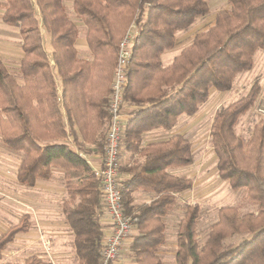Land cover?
<instances>
[{"label": "trees", "instance_id": "trees-1", "mask_svg": "<svg viewBox=\"0 0 264 264\" xmlns=\"http://www.w3.org/2000/svg\"><path fill=\"white\" fill-rule=\"evenodd\" d=\"M0 7L5 8L3 21L19 27L24 53L22 81L0 58V135L7 147L23 152L17 173L21 184L33 187L40 179H51L54 168L63 170L68 195L63 213L74 234L77 264H101L104 237L98 180L80 151L84 144L102 151L118 46L130 25L137 24L124 99L138 108L125 124L122 144L142 159L120 166L129 174L122 182V198L125 212L137 217L134 263L164 264L158 250L166 242L165 217L178 203L177 194L193 186L190 176L169 169L192 164L195 155L183 134L144 146L143 135L154 128H173L180 115L198 111L212 88L232 89L237 75L254 66L257 50L264 49V0H229L215 23L167 66L163 53L176 45L178 31L209 12L207 0H73L75 16L86 27L91 58L76 48L79 27L64 0H0ZM42 29L50 36L51 57ZM260 89L256 81L248 94L217 109L210 131L218 175L233 190L245 188L256 210L220 207L200 243L202 207L187 204L177 228L176 264H264V118L249 139L236 131ZM69 137L79 151L60 142ZM139 190L153 192L154 198L134 204L133 194ZM30 227L31 216L24 214L0 234V264H52L37 255L19 262L3 260L8 244ZM244 232L251 237L225 245L226 238Z\"/></svg>", "mask_w": 264, "mask_h": 264}, {"label": "rangeland", "instance_id": "rangeland-1", "mask_svg": "<svg viewBox=\"0 0 264 264\" xmlns=\"http://www.w3.org/2000/svg\"><path fill=\"white\" fill-rule=\"evenodd\" d=\"M228 0H207L209 12L200 16L196 23H206L204 31L214 23L208 21L207 16L216 15L217 11L229 8ZM73 0H64L68 15L80 26L79 36L85 38L86 31L79 20L72 14ZM208 23V24H207ZM11 33L12 39L0 40V58L7 65L10 72L22 81L20 72V61L22 57V40L17 29ZM43 30V40L46 51L51 57L50 36ZM189 29L177 33V40L180 39L184 45L191 43L194 33L188 32ZM200 32V30H199ZM180 45L176 43L170 50L171 54L180 51ZM166 57L162 56L163 63ZM259 82L261 89L253 106L242 114L236 124V131L245 139L252 135L254 125L264 118V49H258L255 54L254 66L250 70L240 72L235 78L232 89L224 92L211 93L207 101L199 106L198 111L187 117L179 132L185 134L193 144L195 155L194 162L179 170L193 179V186L190 190L178 194V203L172 212L166 217V242L159 247L158 253L162 257L164 264H176L175 254L177 251V236L175 232L179 220L183 217L185 207L190 203H199L202 207V214L198 224L199 241L203 243L214 222L218 219V210L223 206H238L241 212L255 211L256 206L247 199V190L241 188L233 190L227 180H223L218 175L217 156L213 150L210 128L213 117L217 109L225 107L233 101L248 94L255 82ZM130 106L127 107V110ZM129 111V110H128ZM189 115V114H185ZM73 148L77 146L69 137L65 140ZM83 152L92 153L96 149L93 146L84 144L81 148ZM10 148L5 145L0 135V234L6 231L12 224L18 222L25 213L31 215V227L27 234H18L15 240L10 243L5 251L3 260L10 262L23 261L31 255H37L52 264H77V259L72 250V232L68 226L60 225V211L62 202L67 194L63 191L65 179L63 175L56 173L49 184L56 185V195L52 191L41 190L40 187H27L15 180V170L18 168L20 153L16 155L9 153ZM18 154V155H17ZM54 183V184H53ZM45 202V203H44ZM54 202V204H53ZM49 203V204H47ZM55 207L53 216L46 215V207ZM45 208V209H43ZM52 219L57 220L56 224L46 222ZM61 222V221H60ZM249 232L235 234L224 240L225 245L239 244L243 239L250 238ZM43 239L52 241L50 254L45 253ZM132 261L135 262L134 253L127 249Z\"/></svg>", "mask_w": 264, "mask_h": 264}, {"label": "built area", "instance_id": "built-area-1", "mask_svg": "<svg viewBox=\"0 0 264 264\" xmlns=\"http://www.w3.org/2000/svg\"><path fill=\"white\" fill-rule=\"evenodd\" d=\"M138 26L133 22L122 37L112 74L111 90L108 95L109 121L106 126L102 152L98 163L92 165L98 180L102 211L110 220L109 232L103 237L101 264H114L132 238L137 217L124 210L122 198L121 144L125 129L124 94L129 82V61L132 56ZM264 112V109H261ZM49 245L47 241L46 246Z\"/></svg>", "mask_w": 264, "mask_h": 264}, {"label": "crops", "instance_id": "crops-1", "mask_svg": "<svg viewBox=\"0 0 264 264\" xmlns=\"http://www.w3.org/2000/svg\"><path fill=\"white\" fill-rule=\"evenodd\" d=\"M229 1V0H228ZM227 1V2H228ZM229 4V3H228ZM218 12V11H217ZM4 13H5V8L4 7H0V40L2 39V40H10V39H12V36H11V33H13L15 30L14 29H17L18 30V32H19V36H20V38H21V35H20V29H19V27H17V26H12V25H9V24H6L4 21H3V16H4ZM72 14H74V16H75V13H74V9H73V2H72ZM216 15H217V13H216ZM216 15L214 14V15H211V16H207V18H208V21H211V22H213V23H215V19H216ZM76 17V16H75ZM77 18V17H76ZM73 19V18H72ZM78 19V18H77ZM199 19V17L198 18H196V21ZM74 20V19H73ZM79 20V22H80V24H81V27H83L84 29H85V31H86V27H85V25H84V23L80 20V19H78ZM75 21V20H74ZM195 23V21L193 22V24ZM76 24H77V22H76ZM208 24V23H207ZM78 25V24H77ZM192 26H194V27H189L188 29V32L190 31V32H192V33H194V32H196L195 34H194V36H193V38H192V40H191V42L193 41V39H194V37L198 34V33H200V32H203L204 31V27L206 26V23H196L195 25H192ZM212 26V25H211ZM78 27H79V34H80V26L78 25ZM184 30H187V29H184ZM184 30H180V31H184ZM199 30H200V32H199ZM180 31H178V32H180ZM44 32H45V30H44ZM189 32V33H190ZM21 40H22V38H21ZM1 42V41H0ZM176 43L177 44H179L180 46V51L176 54H171V52H170V50H172V49H168V50H166L164 53H163V57H166V61L163 63L164 64V66H167V65H169V64H171L172 62H173V60H174V58H175V56L176 55H178L180 52H181V50L184 48V47H186L187 45H184L183 43V41L180 39V41L179 40H177L176 39ZM50 45V44H49ZM189 45V44H188ZM50 47H51V45H50ZM76 48H77V50L79 51V54L81 55V56H83V57H86V58H91L92 57V55H91V53H90V49H89V46H88V43H87V39H86V36H85V38H82V37H80L79 36V38L77 39V41H76ZM21 50H22V47H21ZM23 55H24V53H23V50H22V57H23ZM22 57H21V59H22ZM21 62V61H20ZM162 62H163V60H162ZM58 90L60 91L61 90V86H60V84H59V82H58ZM217 92V89L216 88H212L211 90H210V94H209V96L211 95V93H216ZM220 92V91H219ZM221 92H224V91H221ZM130 106V109H128L127 110V107H129ZM138 108V106H136V105H129L128 103L126 104V106H125V108H124V116H125V124L127 123V121L130 119V118H132V116H133V114H132V111L134 110V109H137ZM194 115V114H193ZM191 115H185V114H182V115H180L179 116V118H178V120H177V122H176V124H175V126L173 127V128H171V129H165V128H154V129H151V130H149V131H147V132H145L144 133V135H143V140H142V145L144 146V145H146V144H149V143H155V142H159V141H165V140H167V139H169L170 137H172L174 134H183V133H180L178 130H179V126H182V124L184 123V121L187 119V117H190ZM214 118V117H213ZM213 122V121H212ZM211 125H212V123H211ZM210 130H211V128H210ZM183 135H185V134H183ZM186 136V135H185ZM187 137V136H186ZM189 138V137H188ZM66 140V139H65ZM65 140H60V142L61 141H63V142H65ZM87 145H89V146H92L91 144H87ZM123 144H122V146H121V165H125V164H131V163H133L134 161H136V160H141L142 158L137 154V153H132V152H130V151H126L124 148H123ZM75 149V148H74ZM76 150H78V148L76 149ZM79 151V150H78ZM17 152H19L21 155H20V161H19V165H18V168L15 170V180L17 181V182H19V180H18V177H17V173H18V169H19V166H20V164H21V161H22V158H23V152L22 151H17ZM101 152L102 151H93L92 153H88V152H83V151H80V154L84 157V158H86L87 159V161L90 163V165L92 166V165H96L97 163H98V161H99V159H100V155H101ZM9 153H11V154H14V155H16V153H15V150H12V149H10V151H9ZM194 153V152H193ZM18 155V154H17ZM191 165V164H190ZM187 166H189V165H187ZM187 166H183V167H175V168H170L169 169V171L171 172V173H173V174H176V175H186V174H182V173H180L179 172V170H181V169H183V168H185V167H187ZM56 173H59L60 175H63L64 176V172H63V170L62 169H60V168H54L53 169V176H55V174ZM122 173V178H123V180L124 179H126L127 177H129V174L128 173H124V172H121ZM188 176V175H187ZM52 179H55L54 177H52L51 179H49V180H43V179H40V180H38L37 181V183H36V187H40V189L41 190H46V189H48L49 187L48 186H50V188H49V190H47V191H52L53 192V195H56L55 193H57V189H55V184L54 185H52V184H49L48 182H50ZM20 183V182H19ZM194 183V182H193ZM21 184V183H20ZM28 187V186H27ZM34 187V186H33ZM190 190V189H189ZM185 191H187V190H185ZM61 192H65L66 194H67V188H66V183L64 184V186H63V191H61ZM184 192V191H183ZM180 193H182V192H180ZM179 194V193H178ZM177 194V195H178ZM134 204H143V203H148V202H150L153 198H154V193L153 192H149V191H141V190H139V191H136V192H134ZM68 198V195H67V197H65L64 198V200H63V202H62V207H61V211H60V221H59V223H61L60 225H63V226H68V228L71 230V232H72V242H73V239H74V234H73V231H72V229L70 228V226H69V224L65 221V219H64V213H63V203H64V201L66 200ZM45 203V202H44ZM47 204H49V203H47ZM53 204H54V202H53ZM43 207H46L47 209L46 210H44V211H46V215H43V216H45V217H47V216H53V215H51L53 212H55V207H51L50 205L48 206H43ZM43 209H45V208H43ZM172 212V211H171ZM170 212V213H171ZM169 213V214H170ZM25 214H29V213H25ZM168 214V215H169ZM24 215V214H23ZM22 215V216H23ZM30 215V214H29ZM167 215V216H168ZM21 216V217H22ZM31 216V215H30ZM166 216V217H167ZM166 217H165V220H166ZM181 220V219H180ZM180 220H179V222H180ZM46 223H49V224H56L57 223V220H54V219H52L51 221H49V222H46ZM100 223L102 224V226H103V229H104V235L106 234V233H108L109 232V228H110V220H109V217H108V215L105 213V212H101V215H100ZM179 225V224H178ZM177 228H178V226H177ZM29 231H27V232H25V233H19V234H27ZM177 234V230H176V232H175V235ZM138 235V230H137V228H135V230H134V233H133V235H132V238L129 240V242L127 243V245L125 246V248H124V250H123V252H122V256L120 257V259H118L114 264H135L134 263V261H132V258H131V256H130V254L127 252V249H130V247H131V244L133 243V241H134V239H135V237ZM47 241L49 242V245L48 246H46V243H47ZM71 242V243H72ZM12 243V242H11ZM10 244V243H9ZM8 244V245H9ZM51 245H52V241L50 240V239H43V247H44V250H45V253L47 254V255H49L50 254V249H51ZM72 247H73V245H72ZM176 247H177V242H176ZM72 250H73V254H74V256H75V252H74V249L72 248ZM76 257V256H75Z\"/></svg>", "mask_w": 264, "mask_h": 264}]
</instances>
